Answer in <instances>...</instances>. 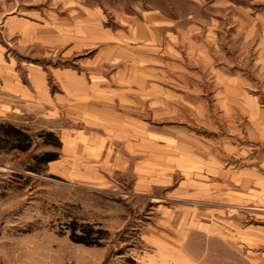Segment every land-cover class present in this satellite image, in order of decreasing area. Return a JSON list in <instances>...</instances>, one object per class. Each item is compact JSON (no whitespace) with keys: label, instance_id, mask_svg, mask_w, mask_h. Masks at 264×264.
<instances>
[{"label":"rangeland","instance_id":"obj_1","mask_svg":"<svg viewBox=\"0 0 264 264\" xmlns=\"http://www.w3.org/2000/svg\"><path fill=\"white\" fill-rule=\"evenodd\" d=\"M195 4L93 44L0 23V119L63 143L0 152V264H264V0Z\"/></svg>","mask_w":264,"mask_h":264},{"label":"crops","instance_id":"obj_2","mask_svg":"<svg viewBox=\"0 0 264 264\" xmlns=\"http://www.w3.org/2000/svg\"><path fill=\"white\" fill-rule=\"evenodd\" d=\"M176 1L195 4V0H0V23L5 36L18 34L21 41L93 44L96 35L119 37V31L158 34L183 29L182 18L173 15ZM108 16L112 25L106 24ZM49 31L51 35H44Z\"/></svg>","mask_w":264,"mask_h":264},{"label":"trees","instance_id":"obj_3","mask_svg":"<svg viewBox=\"0 0 264 264\" xmlns=\"http://www.w3.org/2000/svg\"><path fill=\"white\" fill-rule=\"evenodd\" d=\"M63 143L61 138L52 130H40L32 133L30 130L19 127L9 121L0 119V152L28 154L23 165L25 170L32 174H44L47 165L59 159L58 149H61ZM51 147L53 149L41 148ZM72 238L82 244L92 245L101 244L99 239L89 240L94 232L105 234L104 229H96L95 225H82V232L77 233L79 225L75 221L69 224Z\"/></svg>","mask_w":264,"mask_h":264}]
</instances>
